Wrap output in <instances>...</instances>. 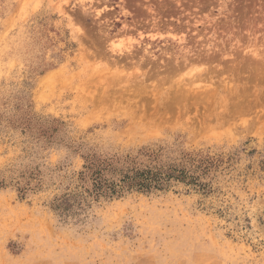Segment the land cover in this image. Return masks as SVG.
<instances>
[{
    "label": "rangeland",
    "instance_id": "374dc122",
    "mask_svg": "<svg viewBox=\"0 0 264 264\" xmlns=\"http://www.w3.org/2000/svg\"><path fill=\"white\" fill-rule=\"evenodd\" d=\"M147 149L212 165L54 208ZM0 264H264V0H0Z\"/></svg>",
    "mask_w": 264,
    "mask_h": 264
},
{
    "label": "trees",
    "instance_id": "16d2710c",
    "mask_svg": "<svg viewBox=\"0 0 264 264\" xmlns=\"http://www.w3.org/2000/svg\"><path fill=\"white\" fill-rule=\"evenodd\" d=\"M160 152L156 150H140L137 155L104 156L97 153L84 155L85 163L79 172L80 189L72 194L62 195L54 206L56 209L68 210L72 207L70 199L73 197L119 196L125 191L136 190L151 192L167 189L171 181H182L187 184H198L202 174L208 172L212 165L209 157L200 153L195 155L185 153L178 164H165L159 161ZM146 157V163L144 158ZM186 163L194 166L190 173ZM204 188L207 185L202 184Z\"/></svg>",
    "mask_w": 264,
    "mask_h": 264
}]
</instances>
